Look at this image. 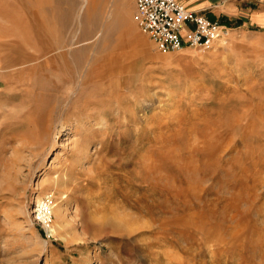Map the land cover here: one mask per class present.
<instances>
[{
  "label": "rangeland",
  "instance_id": "obj_1",
  "mask_svg": "<svg viewBox=\"0 0 264 264\" xmlns=\"http://www.w3.org/2000/svg\"><path fill=\"white\" fill-rule=\"evenodd\" d=\"M133 11L0 0V264H264V27L163 54Z\"/></svg>",
  "mask_w": 264,
  "mask_h": 264
},
{
  "label": "built area",
  "instance_id": "obj_2",
  "mask_svg": "<svg viewBox=\"0 0 264 264\" xmlns=\"http://www.w3.org/2000/svg\"><path fill=\"white\" fill-rule=\"evenodd\" d=\"M133 19L163 54L186 48L209 49L231 30L177 0H134ZM42 202V217L48 220L52 201L47 198Z\"/></svg>",
  "mask_w": 264,
  "mask_h": 264
},
{
  "label": "crops",
  "instance_id": "obj_3",
  "mask_svg": "<svg viewBox=\"0 0 264 264\" xmlns=\"http://www.w3.org/2000/svg\"><path fill=\"white\" fill-rule=\"evenodd\" d=\"M210 20L264 27V0H177ZM229 28L230 25L228 26ZM232 29V28H231Z\"/></svg>",
  "mask_w": 264,
  "mask_h": 264
},
{
  "label": "bare ground",
  "instance_id": "obj_4",
  "mask_svg": "<svg viewBox=\"0 0 264 264\" xmlns=\"http://www.w3.org/2000/svg\"><path fill=\"white\" fill-rule=\"evenodd\" d=\"M223 42H226V41H223ZM63 131H65L64 126H62V128H61V132H60V133H62ZM38 204H39V206L42 205V204H43L42 200H41ZM44 214H46V213H44ZM44 214H43V215H44ZM52 231H53V230H52Z\"/></svg>",
  "mask_w": 264,
  "mask_h": 264
}]
</instances>
